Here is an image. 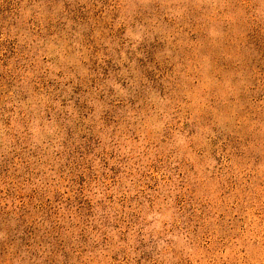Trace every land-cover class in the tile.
<instances>
[{
  "label": "rangeland",
  "instance_id": "rangeland-1",
  "mask_svg": "<svg viewBox=\"0 0 264 264\" xmlns=\"http://www.w3.org/2000/svg\"><path fill=\"white\" fill-rule=\"evenodd\" d=\"M44 84L67 91L53 116L92 110L86 186L105 229L73 235L72 264H264V0H0V102L27 93L32 121L10 117L25 189L0 180V202L76 210L79 142L59 147L68 125L43 117Z\"/></svg>",
  "mask_w": 264,
  "mask_h": 264
},
{
  "label": "trees",
  "instance_id": "trees-1",
  "mask_svg": "<svg viewBox=\"0 0 264 264\" xmlns=\"http://www.w3.org/2000/svg\"><path fill=\"white\" fill-rule=\"evenodd\" d=\"M39 35V31L34 32V36ZM75 90L73 94H77ZM67 91H60V88L57 84H44L41 89L36 88L35 94L41 101H46V104H54L60 102L61 107L64 109L66 106V100H63V94ZM22 94V93H20ZM18 98V96H14ZM29 95L26 93L23 98H18L17 102L11 105L10 109L7 108V104H1L0 102V129H3L1 133L7 135L11 138L10 148L8 153L3 154L0 159V180H9V187L11 191L14 190L17 194L18 190L23 191L25 188H20L19 174L17 172L18 165L14 163L15 158L22 159V165H26V160L24 156L27 154V147L24 146L27 138L15 139L13 136V130L11 129V119L20 114V117H24L25 129H28L30 132V120L31 114H27L24 108ZM71 101V100H69ZM48 104V108L45 111L43 117L47 122L55 121V123H60L61 127L66 126L65 137L60 140V138H55L59 142V147L62 149H70L67 145L74 146V138L78 139L79 144L75 148V153L80 152L79 161H80V182L76 184L77 189L74 190L78 198H81L79 205L74 210V205L69 200L60 201L57 205L53 206L49 202L41 203V209L39 212H36L31 209V203H26L21 200L17 205L12 204L11 202H0V225H3V229L6 231L3 232L2 242L0 243V264H15L17 259L24 260V255L29 257V260L33 262L37 260H50L54 262L58 260L59 256L62 257L63 262L66 264H72L68 251L64 246H71L73 235L77 233L76 240L80 242L82 246H86L88 237L86 233L90 230L91 234L97 233L93 232V229H105V224H101L100 227L96 228L92 226L96 221V212L97 205L92 204V200L89 199L88 193L90 192L89 185L86 186L87 175L90 170V155H93L92 147V128L88 126L89 119L92 118V110L88 107L87 102H83L80 105L77 101L75 106L78 107V114L75 119L72 120L74 114L68 115V111H61L58 115V119H53L54 108L52 105ZM8 114L9 116H6ZM11 115V116H10ZM109 115V114H107ZM106 115V116H107ZM11 117V119H10ZM23 120V119H22ZM73 124L74 128H69V124ZM73 129V130H72ZM87 133H91L87 135ZM25 135H28L25 134ZM17 136V135H16ZM97 139H95L96 141ZM94 148H99V143L95 142ZM73 152V151H72ZM9 156H12V159H9ZM42 162V159H41ZM61 170H66V168L60 167ZM70 171V170H69ZM21 178V177H20ZM25 181L22 184H25ZM69 178V183L66 187H72V182ZM28 182V180L26 181ZM95 183V182H92ZM91 183V184H92ZM90 184V185H91ZM38 190L39 187L37 186ZM108 187L106 190L108 191ZM91 193H89L90 195ZM9 197V194H8ZM103 197H106L103 194ZM103 211V210H102ZM15 225L16 228L12 229V226ZM49 229V231H48ZM11 232L14 235L17 233L19 235V245L15 246V237H10L7 233ZM13 235V236H14ZM101 237V234H97ZM86 236V237H85ZM47 246L54 247L57 246V251L50 250ZM17 247V249H14ZM34 260V261H33ZM39 260V261H40ZM38 261V262H39ZM45 261V262H48Z\"/></svg>",
  "mask_w": 264,
  "mask_h": 264
}]
</instances>
